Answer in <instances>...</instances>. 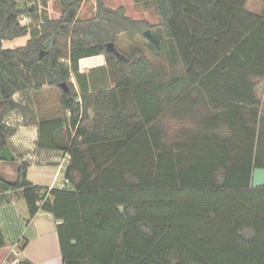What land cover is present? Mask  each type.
Returning <instances> with one entry per match:
<instances>
[{"label": "trees", "instance_id": "trees-1", "mask_svg": "<svg viewBox=\"0 0 264 264\" xmlns=\"http://www.w3.org/2000/svg\"><path fill=\"white\" fill-rule=\"evenodd\" d=\"M60 1L61 17L31 30L22 16L37 8L0 0V151L17 132L5 117L29 111L14 95L41 88L36 71L49 85L67 82L63 116L42 120L39 130L41 145L43 133L66 129L71 189L46 196L28 179L26 161L17 182L6 183L30 218L44 210L60 221L64 264H264V187H252L255 168L264 167L255 91V79H264V8L249 12L246 0H134L154 2L183 65L182 75L161 83L145 55L107 51L123 32L153 29L149 22L103 0L95 18L80 21L82 0ZM28 34L25 45L4 48V40ZM99 55L103 88L80 69L81 59ZM169 117L187 124L172 135Z\"/></svg>", "mask_w": 264, "mask_h": 264}, {"label": "crops", "instance_id": "crops-1", "mask_svg": "<svg viewBox=\"0 0 264 264\" xmlns=\"http://www.w3.org/2000/svg\"><path fill=\"white\" fill-rule=\"evenodd\" d=\"M246 1L245 9L247 11L255 14L262 13L264 0H255V4L254 0ZM39 12L41 10L26 13L23 16V20L31 30L37 28L36 24L41 21ZM23 37L25 39L23 45H25L31 38V34ZM14 40H4V48H15L12 46ZM84 59L80 61L81 72L90 74L92 70L84 67ZM105 60L104 56V65ZM255 80L258 82L255 88L256 95L261 102V110L264 115V79L256 78ZM75 86L81 99L79 86ZM14 99L28 106L29 111L25 115L20 110H13L5 117V122L16 127L17 132L8 138V146L14 153L15 159H0V227L6 238V246L0 249V264H17L19 260L25 258L30 259L34 264H64L57 231L60 221L44 210H40L34 218H30L26 202L19 191L6 186V183L17 182L19 166L26 161L29 163L28 179L44 191L53 188L71 189V184L65 176L69 160V155L65 150V147L69 145L66 129L43 133L40 145L39 126L41 121L62 117L63 111L58 102L56 103L58 107L55 106L56 100L53 96L52 86H49L48 89L28 90L26 93L17 92ZM66 115L69 117V113ZM62 175L63 180L57 184ZM15 230L19 237L12 241L10 234H13ZM33 242L39 243V245L32 252L30 246Z\"/></svg>", "mask_w": 264, "mask_h": 264}, {"label": "rangeland", "instance_id": "rangeland-1", "mask_svg": "<svg viewBox=\"0 0 264 264\" xmlns=\"http://www.w3.org/2000/svg\"><path fill=\"white\" fill-rule=\"evenodd\" d=\"M23 1L26 2L28 5H31L32 7L37 8V10H41V12H39V15L41 16L42 19L41 21H38V23L36 24L37 27L43 21L44 17H49L51 19H58L61 17L63 12V6L60 0H23ZM103 1L105 5L110 8L118 9L120 7H123L125 9V14L132 19L139 21L145 20L149 22L153 26V29H151L153 33L154 34L157 33V35H160L163 39V42L160 41V45H161L160 49H157L155 47V44L144 36L143 33L145 30L143 32H123L118 36L117 39V46L119 50H121L128 56L145 55L151 62L152 70H153L152 76L154 77V79H156L161 83H165L172 76L183 74L184 72L183 65L181 61L177 58V56L174 55V53L172 52L170 48V41L168 39H165L164 31L160 27L162 23V19L155 7L154 2L140 3L134 0H103ZM254 4H255V0H254ZM96 13H97V0H82L81 7L77 14L76 20L86 21L93 19L95 18ZM24 40H25L24 37L15 39L12 42V46L14 47L21 46L23 45ZM49 40H51L53 44L54 37ZM162 45H164V47H162ZM68 54H69L68 50L64 51V56H67ZM60 61L62 62L63 60ZM103 61H104V55L89 57L84 59L83 61L84 67H88L93 71L91 73H93L94 79L99 82L98 85H100V87L102 88H103L102 85L103 82L100 81V78L102 73L103 72L105 73L102 67L106 65V63L105 65L103 64ZM36 73H38V71H36ZM36 73H35V79L37 85H40L41 88H47V89L49 86H52L53 96L56 100L55 106L58 107V105L56 104L58 102L61 108L60 98H61V92L63 91L61 87L56 85H49L45 77L38 74L36 75ZM71 82H73L74 85L79 86L75 77H72ZM89 113L91 116H94V112L92 110ZM13 117L15 116L13 115ZM165 124L168 127L169 132L172 135H175V133L178 132L180 127L186 125L187 123H185L184 121L178 122L176 119H172L169 117L165 120ZM13 163H17V162H13ZM62 180H63V175L60 177L57 184H60ZM16 232L17 231L15 230L13 234H10V238L12 241L17 240L19 237ZM38 245L39 243L33 242L30 246V251L33 252L38 247Z\"/></svg>", "mask_w": 264, "mask_h": 264}, {"label": "water", "instance_id": "water-1", "mask_svg": "<svg viewBox=\"0 0 264 264\" xmlns=\"http://www.w3.org/2000/svg\"><path fill=\"white\" fill-rule=\"evenodd\" d=\"M144 36L148 38L151 42H153L157 49H160V40L156 37V35L153 33L151 29H147L144 31ZM52 41L49 40L47 42V46H51ZM107 51L112 52L115 55L122 56V53L118 50V47L114 42H110L107 45ZM44 56L43 52H41L40 57L42 58ZM59 87L65 92H69L70 88L67 84V82H62ZM0 159L3 160H14L15 155L12 152L11 148L9 146H6L0 151ZM252 187L253 188H263L264 187V167H256L253 174V180H252Z\"/></svg>", "mask_w": 264, "mask_h": 264}, {"label": "built area", "instance_id": "built-area-1", "mask_svg": "<svg viewBox=\"0 0 264 264\" xmlns=\"http://www.w3.org/2000/svg\"><path fill=\"white\" fill-rule=\"evenodd\" d=\"M23 21L25 22V24H27L25 20H23ZM24 22H23V23H24ZM68 181H69V180H68ZM50 191H51V189L46 190V191L44 192L45 195H46V196L49 195Z\"/></svg>", "mask_w": 264, "mask_h": 264}]
</instances>
